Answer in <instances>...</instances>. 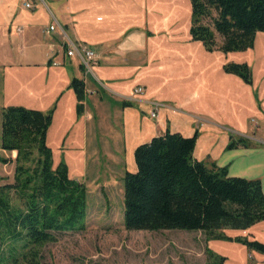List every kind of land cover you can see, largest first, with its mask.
Listing matches in <instances>:
<instances>
[{"label": "crops", "instance_id": "obj_1", "mask_svg": "<svg viewBox=\"0 0 264 264\" xmlns=\"http://www.w3.org/2000/svg\"><path fill=\"white\" fill-rule=\"evenodd\" d=\"M30 2L26 10L21 0H0V110L52 108L49 126L59 143L74 148L82 167L100 155L121 162L123 174L135 170L137 145L166 131L186 138L196 133V161L256 179L264 195V80L254 100L253 81L246 85L222 71L228 53L207 52L190 39L188 0ZM70 48L74 55L67 57ZM81 48L94 54L87 67ZM73 78L83 84L79 114ZM154 107L156 119L148 115ZM97 128L98 148L91 149L88 132ZM230 137L249 146L226 150ZM14 156L0 150L2 158ZM221 232L264 244V221ZM251 254L246 264H264V255Z\"/></svg>", "mask_w": 264, "mask_h": 264}, {"label": "trees", "instance_id": "obj_2", "mask_svg": "<svg viewBox=\"0 0 264 264\" xmlns=\"http://www.w3.org/2000/svg\"><path fill=\"white\" fill-rule=\"evenodd\" d=\"M189 35L207 52L226 54L251 49L256 33H264V0H188ZM219 39L217 43L216 40ZM222 71L251 84L244 63H224ZM76 114L81 112L83 84L71 79ZM52 108L46 112L21 106L0 110V157L13 163L12 182L0 186V264H37V248L56 240L57 233L84 229L86 190L68 176L64 164L52 166L46 145ZM196 133L175 132L152 137L133 150L135 170L122 176V225L126 230L199 231L205 241H235L264 254V244L224 236L223 229L244 230L264 221L260 182L227 175L226 169L206 167L192 157ZM248 147L232 139L226 150ZM205 264H224L225 258L204 248Z\"/></svg>", "mask_w": 264, "mask_h": 264}, {"label": "rangeland", "instance_id": "obj_3", "mask_svg": "<svg viewBox=\"0 0 264 264\" xmlns=\"http://www.w3.org/2000/svg\"><path fill=\"white\" fill-rule=\"evenodd\" d=\"M228 62L248 66L251 82L255 85L250 87L249 92L255 100L257 84L264 80V33L255 34L251 49L228 53ZM101 119L99 117L98 123ZM99 131L97 128L93 133L92 130L88 132L91 149L93 145L98 148ZM46 145L51 151L52 166L64 164L68 176L83 183L86 190V215L82 231L57 233L54 242L38 247L37 264H205V247L211 253L224 257V264H246L247 261L251 262L252 252L261 254L235 241H205L199 231L124 229L122 163L105 161L99 155L97 160L95 156L82 167L74 148L57 141L56 127L52 125L46 133ZM12 174L13 163L0 165V186L11 183Z\"/></svg>", "mask_w": 264, "mask_h": 264}, {"label": "built area", "instance_id": "obj_4", "mask_svg": "<svg viewBox=\"0 0 264 264\" xmlns=\"http://www.w3.org/2000/svg\"><path fill=\"white\" fill-rule=\"evenodd\" d=\"M22 1V7L26 10H30L33 8L32 3L30 2V0H21ZM49 30H52V26L49 27ZM81 52L83 55V64L87 67L88 64L90 62L93 61V52L91 50H88L86 48H81ZM65 55L67 57H72L74 55V49L70 48L68 50H66ZM142 92V89L140 87H137L134 89V93L135 94H140ZM150 118L152 119H156L157 117V108L154 107L153 110L150 111V113L148 114Z\"/></svg>", "mask_w": 264, "mask_h": 264}]
</instances>
